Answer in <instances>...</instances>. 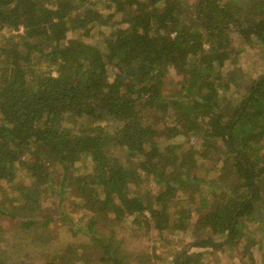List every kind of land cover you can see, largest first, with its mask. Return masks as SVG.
Returning a JSON list of instances; mask_svg holds the SVG:
<instances>
[{
    "label": "trees",
    "instance_id": "1",
    "mask_svg": "<svg viewBox=\"0 0 264 264\" xmlns=\"http://www.w3.org/2000/svg\"><path fill=\"white\" fill-rule=\"evenodd\" d=\"M117 2L0 0V264H132L126 235L146 223L254 264L252 249L264 256V74L228 121L225 101L248 83L231 33L264 44V0ZM95 6L123 19L106 22ZM98 24L109 35L93 42ZM180 134L223 144L230 173L163 142ZM56 166L62 179L46 197ZM59 232L71 241L53 240Z\"/></svg>",
    "mask_w": 264,
    "mask_h": 264
},
{
    "label": "rangeland",
    "instance_id": "2",
    "mask_svg": "<svg viewBox=\"0 0 264 264\" xmlns=\"http://www.w3.org/2000/svg\"><path fill=\"white\" fill-rule=\"evenodd\" d=\"M94 1V0H91ZM100 1V0H98ZM107 7L109 6L108 4L110 3V0H101ZM192 2V0H189ZM118 5H117V4ZM121 2H117L115 0L114 5H117L120 7ZM96 8V6H95ZM121 8V7H120ZM97 12L102 13L104 16V21L106 22H113L117 21L120 22L123 17L120 15V12H117L116 8H108L104 9L103 7H97L96 8ZM121 10V9H119ZM101 24L96 25L94 28L90 30V35L92 38L93 42H97L101 40L105 35H109V28H104L100 26ZM7 30H5L4 33H6ZM24 33V31H23ZM14 34L17 35H23L22 31H15ZM231 37L234 41V46L236 51H241L242 48H244V51H241V53H238V65L237 68H240L244 76L238 75L237 77H243L241 80L246 79L248 83L244 84L243 83L240 85L239 90L236 91V87L233 86L231 90L228 92L227 96V101H225V121L231 120L234 116V109L236 106H238V101H240L243 97V95L247 92L248 88L251 86L252 78H257L260 75L264 74V44L263 42L255 40V37L252 36L251 33L249 32H241L238 33V31L232 32ZM237 48V49H236ZM236 57L232 56L231 60H234ZM229 64V63H228ZM216 72V70H215ZM214 72V73H215ZM107 77L110 79V82L114 80V72L111 68L107 69ZM172 80L174 83L178 82V77L173 76ZM240 82V79L238 80ZM237 82V83H238ZM169 83V81H168ZM170 85V84H169ZM176 88V87H174ZM175 91H177L175 89ZM177 92H174L173 90H170L169 93L165 94V97H173V98H178ZM109 130L114 129V125H110L107 127ZM163 142L166 144L168 142H173V143H182L185 144L194 150L197 155L199 156H206L208 159H199L200 163L202 160H206V165H208L210 168L218 167L219 170L220 168H225L228 173H230V169L228 168L229 165L224 164V160H226L224 145L220 144L219 149L216 148L215 145V150H210V142L206 138H200L198 136H186L185 134H180L177 135L173 138L170 139H163ZM222 146V147H221ZM115 156H117L123 163L128 161V157L122 153L121 150H118L114 153ZM210 156V157H209ZM223 156V157H222ZM225 158V159H224ZM82 163V162H81ZM76 164V169H78L80 166L84 164L82 163ZM91 165V163H90ZM49 172L53 174V178L51 181V184L49 187H46L43 189L44 192H46V197L49 196L50 192H52L53 187H57L62 179V170L60 166L53 167V169H50ZM18 180H23L26 181L25 175L21 172L20 174L17 175ZM32 180L29 181L31 183ZM4 184V183H3ZM2 185V183L0 184ZM5 187H8L5 186ZM143 193L149 191L148 186L144 185ZM155 192V190L153 191ZM76 194H70L69 195V201L76 200L75 198ZM17 200V199H16ZM45 200H48L46 198ZM45 206L47 204H44ZM50 209H53L54 204L49 203ZM23 210V208H21ZM12 210V209H11ZM42 211V210H41ZM41 214H43L41 212ZM150 216L148 212L145 213ZM5 219L8 220L9 226L12 225V223H15L14 220H11L9 216H5ZM149 224V223H148ZM59 226V223L56 225ZM152 227V225H151ZM150 225L145 224V230H148L151 228ZM143 230L145 233L146 231ZM143 232H136L135 235H133L131 232H129V235H126L127 240L131 239L130 243H127L128 249H127V255L129 256V253L131 252L133 256L130 260L132 264H175V260L178 256L182 254V256L179 258L181 259L185 255H191V254H196L197 252L199 253H204L205 256L207 257V260L205 261V264H238L239 257L236 253H231L228 251V249H221L225 244L220 246L218 249H213L210 246L209 247H201L199 245L192 244L193 242V235L190 232H182V231H176V230H165L162 232V236H157V229H150L149 232H146L145 234ZM53 240L59 241L62 245L66 244V242H70L71 238L69 235L59 232L56 233L54 236ZM81 240V241H80ZM77 241H80L78 243L84 245V248L89 246V244L82 239L77 238ZM141 243L142 246H141ZM17 250V249H16ZM15 250V251H16ZM143 251V252H142ZM146 251V252H144ZM154 253L158 257L151 260L148 258L147 254L151 256V254ZM262 252L258 248H254L251 251V256L254 257V264H264L263 258L264 256L261 254ZM249 255V256H250ZM249 258V257H248Z\"/></svg>",
    "mask_w": 264,
    "mask_h": 264
},
{
    "label": "water",
    "instance_id": "3",
    "mask_svg": "<svg viewBox=\"0 0 264 264\" xmlns=\"http://www.w3.org/2000/svg\"><path fill=\"white\" fill-rule=\"evenodd\" d=\"M242 112H243V110L241 111L240 115L242 114ZM229 239H230V236L228 237V240H229ZM181 256H182V254L176 258V260H175V264H177V262H178V260H179V258H180Z\"/></svg>",
    "mask_w": 264,
    "mask_h": 264
},
{
    "label": "built area",
    "instance_id": "4",
    "mask_svg": "<svg viewBox=\"0 0 264 264\" xmlns=\"http://www.w3.org/2000/svg\"><path fill=\"white\" fill-rule=\"evenodd\" d=\"M20 31H22V33H23V31H24V30H23V27H20Z\"/></svg>",
    "mask_w": 264,
    "mask_h": 264
}]
</instances>
